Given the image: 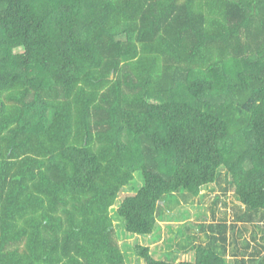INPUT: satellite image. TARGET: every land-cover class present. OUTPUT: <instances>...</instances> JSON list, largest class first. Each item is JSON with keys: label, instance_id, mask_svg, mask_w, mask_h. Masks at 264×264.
<instances>
[{"label": "trees", "instance_id": "1", "mask_svg": "<svg viewBox=\"0 0 264 264\" xmlns=\"http://www.w3.org/2000/svg\"><path fill=\"white\" fill-rule=\"evenodd\" d=\"M223 179L242 210L195 260L121 243L116 220L158 240L166 203ZM131 248L264 264V0H0V264Z\"/></svg>", "mask_w": 264, "mask_h": 264}, {"label": "rangeland", "instance_id": "2", "mask_svg": "<svg viewBox=\"0 0 264 264\" xmlns=\"http://www.w3.org/2000/svg\"><path fill=\"white\" fill-rule=\"evenodd\" d=\"M22 52H24L22 48L15 50L17 54ZM210 98L213 97L210 96ZM135 181L142 184L138 173L135 174ZM178 200L179 203H166L163 218L159 221L160 238L158 240L155 239L157 237L155 235L150 237L128 234L123 228L119 229L120 224L116 220L115 225L119 231L121 243L130 246H135L136 244L149 246L153 254L155 253L156 259L164 260L162 256L165 257L166 254H171L174 251L175 255L178 256V260L193 261L195 259H191V253L185 252L181 247L188 240L190 241L191 237L192 245L207 243L208 239L203 233V225L207 230L208 225L213 223L226 221L228 224H234L237 213H240L242 210L241 203L237 200L233 190L224 179L219 184L217 183L203 189L199 197L190 198L178 195ZM118 205L119 202L114 209ZM113 213H115V210ZM201 216L205 217V219H201ZM238 225L242 224L239 223ZM244 240H251V231L244 233V236L239 239L240 242ZM128 254L127 264H142V261L134 255L132 248L129 249Z\"/></svg>", "mask_w": 264, "mask_h": 264}, {"label": "crops", "instance_id": "3", "mask_svg": "<svg viewBox=\"0 0 264 264\" xmlns=\"http://www.w3.org/2000/svg\"><path fill=\"white\" fill-rule=\"evenodd\" d=\"M237 226H238V229L236 230L235 237L238 238V237H239V232H238V230L242 229V225H237ZM230 231H231V230H230ZM231 234H233L232 231H231ZM239 239H241V237H239ZM190 253H191V254H190V257H191V259H192V258H193V255H194V251H191ZM229 256H231L230 252H229ZM190 257H189V258H190ZM189 258H188V259H189ZM230 259L232 260V258H230Z\"/></svg>", "mask_w": 264, "mask_h": 264}]
</instances>
